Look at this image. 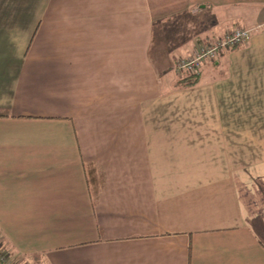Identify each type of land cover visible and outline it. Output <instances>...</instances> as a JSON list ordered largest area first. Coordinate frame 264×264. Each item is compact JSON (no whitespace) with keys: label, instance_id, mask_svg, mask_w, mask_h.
<instances>
[{"label":"crops","instance_id":"1","mask_svg":"<svg viewBox=\"0 0 264 264\" xmlns=\"http://www.w3.org/2000/svg\"><path fill=\"white\" fill-rule=\"evenodd\" d=\"M0 112L14 264H264V0H0Z\"/></svg>","mask_w":264,"mask_h":264},{"label":"built area","instance_id":"2","mask_svg":"<svg viewBox=\"0 0 264 264\" xmlns=\"http://www.w3.org/2000/svg\"><path fill=\"white\" fill-rule=\"evenodd\" d=\"M250 35V30L235 26L223 37L217 38L196 49L186 57L176 58L174 66L177 72L182 74L198 75L205 62L218 60L221 52L226 48H232L241 44ZM0 264H14L10 256L4 252L0 245Z\"/></svg>","mask_w":264,"mask_h":264},{"label":"trees","instance_id":"3","mask_svg":"<svg viewBox=\"0 0 264 264\" xmlns=\"http://www.w3.org/2000/svg\"><path fill=\"white\" fill-rule=\"evenodd\" d=\"M197 76L198 75H193V74L187 73V75L185 74L182 78H180V81L187 83L186 85H190V84H193L197 81V79H198ZM5 115H6L5 112H0V116H5ZM92 169L93 168H91L90 170H92Z\"/></svg>","mask_w":264,"mask_h":264},{"label":"rangeland","instance_id":"4","mask_svg":"<svg viewBox=\"0 0 264 264\" xmlns=\"http://www.w3.org/2000/svg\"><path fill=\"white\" fill-rule=\"evenodd\" d=\"M156 30H157V28H156ZM156 36V38H155V40H154V42H153V45L155 46H157L158 45V34H157V32H156V34H155ZM156 39H157V41H156ZM176 60V59H175ZM162 66V65H161ZM175 69V66L173 67V71H175V73H177L178 75H180V76H182V75H185V74H182L181 72H177L176 70H174Z\"/></svg>","mask_w":264,"mask_h":264}]
</instances>
